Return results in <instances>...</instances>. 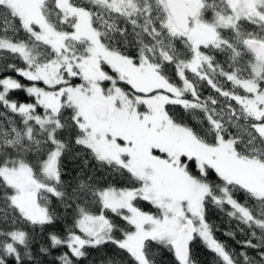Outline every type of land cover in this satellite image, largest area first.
<instances>
[{
	"label": "snow or ice",
	"instance_id": "6c2138e0",
	"mask_svg": "<svg viewBox=\"0 0 264 264\" xmlns=\"http://www.w3.org/2000/svg\"><path fill=\"white\" fill-rule=\"evenodd\" d=\"M196 241L264 264V0H0V264Z\"/></svg>",
	"mask_w": 264,
	"mask_h": 264
},
{
	"label": "trees",
	"instance_id": "16d2710c",
	"mask_svg": "<svg viewBox=\"0 0 264 264\" xmlns=\"http://www.w3.org/2000/svg\"><path fill=\"white\" fill-rule=\"evenodd\" d=\"M14 75V74H12ZM20 79L22 83H28L27 81L23 80V78L16 77ZM14 99L18 101L26 102L29 98L23 91L14 92L11 94ZM67 169L75 174L76 168L72 161L67 162ZM243 202V201H241ZM207 219L210 224L214 227L218 228L219 231L216 232V237L225 242L231 249H235L236 251H240V245L236 243V240L245 239V237L236 229L235 222L230 221L229 218L220 210L209 207ZM56 230L59 232H63L64 228L63 225H58ZM226 231H235L236 232V240L225 236L224 232ZM249 254H252L251 250H248ZM89 257L83 264H101L102 261H105L106 256H114L115 253L111 248L107 249L105 254H101L98 250L90 249L89 250ZM194 257L198 260L199 264H214V255L206 249L202 242L196 241L193 247ZM156 258L159 264H173V257L171 254L167 252H157ZM44 264H50V258H46Z\"/></svg>",
	"mask_w": 264,
	"mask_h": 264
}]
</instances>
